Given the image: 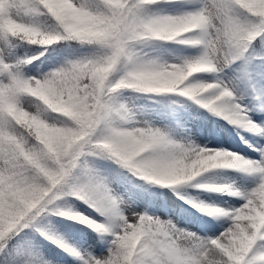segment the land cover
I'll return each mask as SVG.
<instances>
[{
    "label": "snow or ice",
    "instance_id": "obj_1",
    "mask_svg": "<svg viewBox=\"0 0 264 264\" xmlns=\"http://www.w3.org/2000/svg\"><path fill=\"white\" fill-rule=\"evenodd\" d=\"M258 113L264 0H0V264H264Z\"/></svg>",
    "mask_w": 264,
    "mask_h": 264
},
{
    "label": "rangeland",
    "instance_id": "obj_2",
    "mask_svg": "<svg viewBox=\"0 0 264 264\" xmlns=\"http://www.w3.org/2000/svg\"><path fill=\"white\" fill-rule=\"evenodd\" d=\"M168 47L173 51L174 54H192L194 49L187 48L183 45L179 44H170ZM132 95H136L135 93H132ZM144 95H152V94H141V98L135 100L134 102L138 105H145V106H152L153 101L143 99ZM189 104H191V101H188ZM189 112L198 115L199 117V123H197L194 126V135L193 139H196L198 143H203L208 145L209 147H221V148H227L233 152H237L241 155H247L251 156L253 153V148L249 147V144H251V141H249V144H245L242 136L245 135L243 131L237 132L236 126L229 124L227 121H225L221 117H217L215 115H212L210 113H207L204 109H198L197 106L194 104L191 108H189ZM258 115H264V113H258ZM254 135V134H249ZM246 138V137H245ZM255 158V157H253ZM240 174L233 170L228 168H216V169H210L207 172L201 174V177L194 178L195 180H200L202 178H207L210 182H215L217 184H223L229 182L231 179L238 177ZM177 187H184L177 186ZM197 191H202L198 189H192V192L195 193ZM170 197L172 199H176L177 197L169 193ZM210 195L213 198L217 196H222V193H206V196ZM229 202H231V199L228 198ZM69 223H72L71 221ZM83 226H81L82 228ZM73 235H80L78 229H71L70 230Z\"/></svg>",
    "mask_w": 264,
    "mask_h": 264
}]
</instances>
